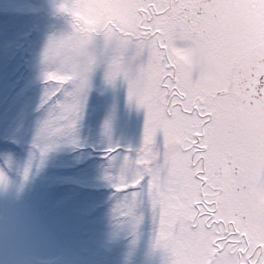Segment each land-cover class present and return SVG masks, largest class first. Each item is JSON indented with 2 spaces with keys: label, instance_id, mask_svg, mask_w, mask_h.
I'll use <instances>...</instances> for the list:
<instances>
[{
  "label": "snow or ice",
  "instance_id": "1",
  "mask_svg": "<svg viewBox=\"0 0 264 264\" xmlns=\"http://www.w3.org/2000/svg\"><path fill=\"white\" fill-rule=\"evenodd\" d=\"M56 10L93 34L107 85L126 82L129 102L145 110L139 147L112 140L111 116L99 125L96 186L110 192L75 211L99 213L113 236L149 213L166 264H264V205L252 196L264 190V0H60ZM41 12L33 0L0 4L10 18L0 22V185L18 154L27 181L61 147L87 151L94 94L71 113L57 83L34 75ZM66 182L46 184L41 225L64 219L69 198L56 190Z\"/></svg>",
  "mask_w": 264,
  "mask_h": 264
},
{
  "label": "rangeland",
  "instance_id": "2",
  "mask_svg": "<svg viewBox=\"0 0 264 264\" xmlns=\"http://www.w3.org/2000/svg\"><path fill=\"white\" fill-rule=\"evenodd\" d=\"M6 0H0L4 4ZM41 6L42 24L46 26L39 44L34 68L35 78L51 80L62 90L60 103L75 113L82 109L83 100L93 95L84 125V147L81 150L61 147L49 153L43 167H33L27 181H23L26 154H18L10 161L11 182L0 185V264H166L168 254L155 246V230L151 216L133 230L127 223L113 236L111 225L97 216H85L75 211L83 205L106 198L110 189L97 187L96 167L102 157L98 127L107 117L112 118V140L120 145L139 147L143 139L145 110L129 102L127 83L117 81L109 87L104 81L102 65L104 53L95 46V38L87 29L70 26V18L57 12L60 0H33ZM0 15V22H9ZM13 22L22 21L14 19ZM91 37L87 56L71 49L67 62L61 63L63 52L55 47L56 37L75 33ZM5 68V92L14 79ZM100 72L97 81L96 74ZM95 149V151L93 150ZM64 178L67 182L56 190L57 197L69 198L70 208L56 225L43 226L37 220L36 209L49 180ZM23 182V187L21 184ZM254 202L260 205L264 190L254 188Z\"/></svg>",
  "mask_w": 264,
  "mask_h": 264
},
{
  "label": "clouds",
  "instance_id": "3",
  "mask_svg": "<svg viewBox=\"0 0 264 264\" xmlns=\"http://www.w3.org/2000/svg\"><path fill=\"white\" fill-rule=\"evenodd\" d=\"M90 42L91 37L89 34L83 32L56 37L55 47L63 52L61 63L68 61L72 48L78 49L81 55L86 57ZM261 203H264V197L261 198Z\"/></svg>",
  "mask_w": 264,
  "mask_h": 264
}]
</instances>
